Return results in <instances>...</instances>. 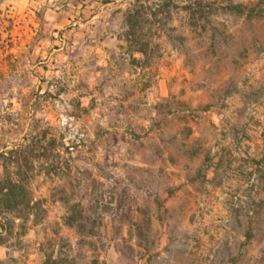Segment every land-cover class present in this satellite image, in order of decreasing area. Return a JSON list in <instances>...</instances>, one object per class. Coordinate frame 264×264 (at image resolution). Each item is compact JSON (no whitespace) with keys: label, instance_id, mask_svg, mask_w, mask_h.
<instances>
[{"label":"rangeland","instance_id":"obj_1","mask_svg":"<svg viewBox=\"0 0 264 264\" xmlns=\"http://www.w3.org/2000/svg\"><path fill=\"white\" fill-rule=\"evenodd\" d=\"M156 2L0 0V264H264V0Z\"/></svg>","mask_w":264,"mask_h":264},{"label":"trees","instance_id":"obj_2","mask_svg":"<svg viewBox=\"0 0 264 264\" xmlns=\"http://www.w3.org/2000/svg\"><path fill=\"white\" fill-rule=\"evenodd\" d=\"M156 1L164 0H127L125 10L123 12V32L122 39L125 41V45L131 51H136L147 57L149 50L152 48L151 40L143 33V24L148 20L150 16L151 4H157ZM187 7H191L194 2L188 0ZM15 173L7 170V167H3V174L0 178V217L5 212L1 205L2 200L6 197H15V189L19 186V179L17 178V172L20 170V166L15 167ZM16 175V176H15ZM6 209V208H5ZM0 227H2L0 221ZM87 258V257H86ZM79 264H98L97 258L85 259ZM43 264H78L69 255L62 253L61 250L56 251V255L48 254L45 256Z\"/></svg>","mask_w":264,"mask_h":264}]
</instances>
